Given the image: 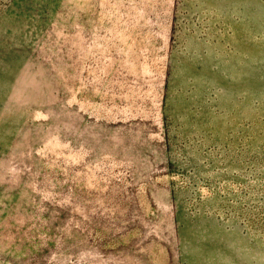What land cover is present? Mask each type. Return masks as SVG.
<instances>
[{"label":"rangeland","instance_id":"rangeland-1","mask_svg":"<svg viewBox=\"0 0 264 264\" xmlns=\"http://www.w3.org/2000/svg\"><path fill=\"white\" fill-rule=\"evenodd\" d=\"M0 264H264V0H0Z\"/></svg>","mask_w":264,"mask_h":264}]
</instances>
